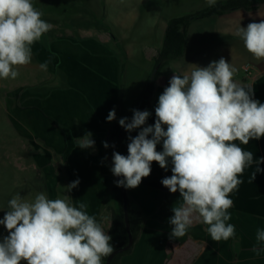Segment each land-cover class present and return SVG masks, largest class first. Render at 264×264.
I'll use <instances>...</instances> for the list:
<instances>
[{
	"label": "clouds",
	"instance_id": "1",
	"mask_svg": "<svg viewBox=\"0 0 264 264\" xmlns=\"http://www.w3.org/2000/svg\"><path fill=\"white\" fill-rule=\"evenodd\" d=\"M217 0H206L209 7ZM33 0H0V79H16L19 67L32 62V45L41 40L53 25ZM245 49L264 60V20L251 22L236 31ZM48 61L39 65L47 71ZM237 69L223 57L207 66H197L190 74L170 78L158 97L155 122L147 124L151 113L133 109L131 119H119L129 135L127 155L112 154L111 172L117 187H138L152 171L153 162L169 170L161 183L180 199L169 218L171 238L185 236L194 220L206 225L215 242L235 237L229 209L234 206L230 194L243 183L245 169L256 165L248 182L253 183L264 157L254 159L241 145L264 137V103L254 99V88L234 79ZM116 119L115 108L106 121ZM92 133L78 137L77 146L95 150ZM237 141L239 143H237ZM162 145V150H158ZM105 148L109 147L103 142ZM76 179L62 186L70 193ZM87 203L75 205L70 196L50 199L39 192L33 199L19 192L7 201L0 225L8 235L0 238V264H103L114 252L112 237L96 217L89 215ZM256 244L264 245V229H257ZM257 255L264 247L252 249Z\"/></svg>",
	"mask_w": 264,
	"mask_h": 264
},
{
	"label": "rangeland",
	"instance_id": "2",
	"mask_svg": "<svg viewBox=\"0 0 264 264\" xmlns=\"http://www.w3.org/2000/svg\"><path fill=\"white\" fill-rule=\"evenodd\" d=\"M143 1L145 0H110L115 23L121 25L122 17L124 18L123 23L128 24L142 19L145 15L150 16L151 14L153 17L152 13L146 14L143 13L144 10H141ZM150 1V5H153V0ZM156 1L159 2V0ZM164 1L167 5L165 17L193 14L207 6L206 0ZM96 2V0H33L37 9L44 13L53 14L55 16L53 20L58 21L57 18H60L62 23H66L65 15L62 14L74 13L76 9L81 7H84L81 8L83 19L87 18V15L84 14L85 8L91 12L92 9L94 10ZM105 2L106 0H98L99 16L102 8L105 10L107 4ZM123 4L124 8L122 9ZM150 5L144 6L143 9L148 10ZM53 11L57 12L54 13ZM152 11L154 9H151L150 12ZM98 18L100 19L98 24L102 22L103 29L107 31V23L100 17ZM164 20L165 18L162 17L160 22ZM200 28L201 26L198 29ZM208 33L206 32V35L199 34L201 41L204 42L203 49L197 53V57L200 59L202 56L206 59L207 55L208 57L212 55L214 59V55L217 53L215 49L217 42H214ZM138 41L139 38L134 42V46L132 45L131 51L133 49V52L131 54L137 53V50L141 48ZM121 43L115 39L114 45L116 46L114 48L123 55L124 60L129 65L123 85L126 84V104L128 103L130 107H133L138 90L144 86L146 80L144 77L150 76L154 70V57H156L154 55L159 46V37L158 35L155 36L152 47H146L148 53L150 52L149 57L147 56L149 61L146 62L143 54L140 62L127 61ZM241 62L239 58L235 63L236 73L244 76V74L246 75L244 68H238ZM186 66L183 60L175 64L173 62L163 69H189L190 66ZM19 73L20 75L14 80L0 79V208H4L7 201L17 192L28 199H33L39 192H45L50 199L62 198L67 195L72 198L73 203L77 206L81 202L87 203L86 211L88 214L95 216L105 232L109 234L113 213L118 207V202L117 193L114 191L117 187L115 183L117 179L110 170L112 162L108 148H106V158L103 160L99 157L96 165L89 170L90 165L86 166L89 160L86 162L85 156H81V158L75 153L76 142L28 140L32 137L25 132L26 107L35 101L45 100L41 95L31 94L47 93L56 85H54V79L49 77L48 72L42 71L39 64L36 63L32 64L31 62L26 66L19 67ZM243 86H253V83L243 84ZM19 114H22L24 118L20 121L22 129L19 128L16 121ZM241 146L249 151V144ZM252 172L253 165L245 169L240 177L243 183L237 191L230 194L234 206L229 209L231 219L228 223L235 226V237L218 243L206 233L205 228L207 226L196 220L185 236L179 239L170 237L172 226L169 223V218L173 215L172 207L180 199L179 192L170 193L167 189L164 192L159 191L154 194L143 189H130L132 199L135 202L138 198H155L159 200V203H164V207L166 204H170V214L164 216L167 218L166 221L160 223L147 221L145 223L144 230L133 252L122 259V264H206L203 262H205L207 254L209 264H218L219 262H222L221 264H240L239 254L243 255V248L258 246L255 240L256 231L257 229H264V173H257L254 182L249 183L248 180ZM76 179L80 180L79 186L68 193L62 186H66ZM164 207H159V209L162 210ZM5 211L6 209L0 210V219L3 218ZM190 230L193 232L190 233ZM6 235H8L7 230L3 225H0V238ZM186 246L189 248L194 246L197 253L195 250L194 255L189 256L186 252ZM203 246L213 249L210 248L206 253V249L202 250ZM231 252L233 253L231 254ZM229 261L231 263H227ZM22 264H26V262H22Z\"/></svg>",
	"mask_w": 264,
	"mask_h": 264
},
{
	"label": "crops",
	"instance_id": "3",
	"mask_svg": "<svg viewBox=\"0 0 264 264\" xmlns=\"http://www.w3.org/2000/svg\"><path fill=\"white\" fill-rule=\"evenodd\" d=\"M96 1V6L91 12L85 8L84 14L87 15L85 19H83V15L81 14V8L84 7L76 9L74 13L62 14L63 16L65 15L66 23H62L60 18H57L58 21H54L53 18L55 16L53 14L43 12L42 19L51 23L54 27L44 34L40 41L32 45V64L36 63L40 65L48 61L47 72L49 77L54 79V85L56 86L44 94H31L41 95L46 101L43 99L44 101H35L29 104L26 107L27 111L24 117L26 119L25 132L32 137L28 140L41 139L43 141L76 142L75 153L79 157L85 156L86 162L89 160L86 163V166L90 165L89 170L96 165L99 157L103 160L106 158L107 153L103 142H107L109 127L123 117L130 118L138 95L145 86L144 83V86L138 90L133 107H130L128 103L126 104V84L123 85V80L125 81L129 65L126 63L127 68L123 77L121 65L126 61L123 55L114 48L116 46L114 45V40L118 39L122 42L121 47L125 51L127 61L140 62L142 54L145 62L149 61L150 52L148 53L146 47H152L153 40L158 35L159 46L154 55L157 56L164 42L168 22L172 18L177 17L175 15L165 17L167 5L164 0H159V2L153 0V5H150V0H145L141 3V10H144L145 12L143 13L146 14L152 13L153 17H151V14L150 16L145 15L142 19L131 22V24L123 23L124 18L122 17V24L118 25L113 19V6L109 2L110 0H106L105 10L102 8L100 16L97 10L98 0ZM219 1L224 0H218L217 2ZM148 5H150L148 10L143 9L144 6ZM151 9H154V11L150 12ZM53 12L56 13L57 11ZM98 17L107 23L111 32L105 31L102 26L99 27L98 21L100 19ZM162 17L165 20L160 22ZM261 20H264V5L253 11L240 9L222 16L194 21L188 33L186 54L183 59L174 62L175 64L184 60L186 65L190 67L184 70H162L157 80L155 97L149 110L151 116L147 124H154V110L158 104V97L164 88L169 85V80L175 73L181 76L190 74L196 65L205 67L212 61H218L221 57L233 67H235L236 61L240 58L242 62L238 65V68L245 69V67H249V73L244 74V76L236 73L234 79L241 85L253 83V86H251L254 88L253 98L264 103V60H256L245 49L243 41L235 34L240 26L247 27L249 23L260 22ZM200 26L201 28L198 29ZM206 32H209L208 36L213 38L214 42H217L215 45L217 53L214 55V59L212 55L209 57L207 55L206 59L203 56L201 59L197 57V53H199L200 49H203L204 43L203 40L201 41L199 34L203 33L206 35ZM138 38V45L141 48L136 49L137 53L131 54L133 52V49L131 51V47L132 45L134 46V42ZM147 77L145 76L144 79ZM113 108L116 111V119L107 122L106 117ZM17 116L19 117L16 121L19 124L16 123L22 129L20 121L24 118L22 114ZM138 131L139 129L134 130L129 135L134 137L138 134ZM86 132L93 134L92 139L95 141V150L81 149L77 146L76 138L82 137ZM128 136L121 147L120 153L123 155H127ZM237 143L239 142L237 141ZM157 147L158 150H162V145H158ZM249 151L253 152L254 159L264 157V137L259 140H250ZM255 167L256 165L253 164V171ZM259 167L264 169V163H261ZM151 168V174L143 178L141 184L136 189L151 191L154 194L159 191L164 192L167 188L162 185L161 180L166 176H171V165H169V170L165 171L157 163L153 162ZM261 172L264 173V171ZM127 194L132 208L141 213L144 221L140 235L147 221L160 223L167 220L164 216L170 214V204H166L164 207V203H159V200L155 198H138L137 202H135L132 199L130 189H127ZM162 206L164 208L160 210L159 207ZM192 232L193 230H190V233ZM136 244L137 242L134 248ZM254 247H264V245L243 248V255L239 254L240 264H264V251H261L257 255L252 251ZM210 248L212 247L203 246L202 250L206 249L207 253ZM195 250L194 246L190 248L186 246V252H188L189 256H193ZM208 259L209 256L207 254L203 263L209 264ZM219 260H221V257H219ZM221 263L219 262L218 264Z\"/></svg>",
	"mask_w": 264,
	"mask_h": 264
},
{
	"label": "trees",
	"instance_id": "4",
	"mask_svg": "<svg viewBox=\"0 0 264 264\" xmlns=\"http://www.w3.org/2000/svg\"><path fill=\"white\" fill-rule=\"evenodd\" d=\"M264 5V0H227L219 1L213 7H206L193 14L185 16H179L172 18L168 22V26L165 32L164 42L161 50L155 58V67L152 74L146 78L145 86L138 95L136 105L134 109L138 110H150L152 107L153 99L155 97L157 89V80L163 70V68L175 61H179L184 58L187 49L188 33L191 24L194 21L201 20L204 18H211L216 16H222L235 10H248L253 11ZM99 23V27L102 26ZM108 32H111L108 28ZM127 64L123 62L121 65V74L124 77ZM133 112H131L130 118ZM128 132L122 128L118 121L109 127V133L107 143L109 144L108 150L110 152L111 162L112 154L114 151H121V147L126 141ZM122 178V177H121ZM114 191L117 193L118 207L114 210L112 217V225L109 235L112 237L111 243L114 246V250L124 247L129 242V235L125 224L124 208L122 200V188L116 187ZM129 210H130V223L131 229L135 237V243L137 242L141 233L142 225L144 223L141 213L135 211L128 199ZM134 247L129 251L120 253L117 255L111 264H122V259L131 254ZM107 257L103 259V264L106 263Z\"/></svg>",
	"mask_w": 264,
	"mask_h": 264
},
{
	"label": "water",
	"instance_id": "5",
	"mask_svg": "<svg viewBox=\"0 0 264 264\" xmlns=\"http://www.w3.org/2000/svg\"><path fill=\"white\" fill-rule=\"evenodd\" d=\"M117 180L122 179L121 177H116ZM122 188V200H123V208H124V218H125V224L129 235V242L126 246L118 248L114 250V252L107 257L105 264H111L114 258L119 255L120 253L129 251L132 249L135 245V237L131 229V223H130V210H129V203H128V194L127 189L124 187Z\"/></svg>",
	"mask_w": 264,
	"mask_h": 264
},
{
	"label": "built area",
	"instance_id": "6",
	"mask_svg": "<svg viewBox=\"0 0 264 264\" xmlns=\"http://www.w3.org/2000/svg\"><path fill=\"white\" fill-rule=\"evenodd\" d=\"M244 70H245V72H246V73H249V72H250V69H249V67H245V69H244Z\"/></svg>",
	"mask_w": 264,
	"mask_h": 264
}]
</instances>
